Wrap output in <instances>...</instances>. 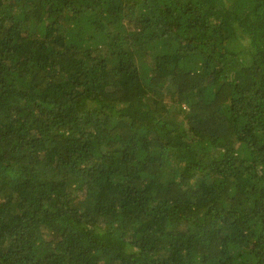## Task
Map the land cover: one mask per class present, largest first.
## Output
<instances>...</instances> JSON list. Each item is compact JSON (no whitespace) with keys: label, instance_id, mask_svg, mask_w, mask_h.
<instances>
[{"label":"trees","instance_id":"16d2710c","mask_svg":"<svg viewBox=\"0 0 264 264\" xmlns=\"http://www.w3.org/2000/svg\"><path fill=\"white\" fill-rule=\"evenodd\" d=\"M0 264H264V0H0Z\"/></svg>","mask_w":264,"mask_h":264}]
</instances>
